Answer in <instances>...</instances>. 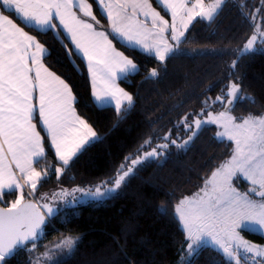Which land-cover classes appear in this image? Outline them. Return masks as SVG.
<instances>
[{
    "label": "snow or ice",
    "instance_id": "6c2138e0",
    "mask_svg": "<svg viewBox=\"0 0 264 264\" xmlns=\"http://www.w3.org/2000/svg\"><path fill=\"white\" fill-rule=\"evenodd\" d=\"M155 3L164 15L153 7V0H0V264H10L19 251L26 254V264H64V258L75 256L81 237L61 233L40 251L46 227L59 231L54 219L67 226L78 215L79 205L114 197L144 167L163 162L170 147L187 151L212 125L218 129L217 140L232 142L230 155L197 192L178 198L168 194L175 203L160 205L156 213L182 229V262L212 245L223 264H264V244L241 235L248 231L264 238V111L234 114L240 103L256 104L243 89L238 69L244 56L264 51V0L252 7L249 0ZM230 4L250 35L232 50L234 59L226 65L220 93L206 98L199 112L174 123L176 132L183 129L186 138H173L172 129L163 136L154 131L98 181L64 186L65 179L74 184L75 177L69 174L76 163L107 136L78 111L70 78L44 62L51 53L41 37L53 33L73 69L78 67L74 57L86 61L90 97L98 110L114 111L113 131L136 106L135 95L118 81L130 83L129 77L142 71L135 58L118 50L113 41L155 61L157 66L147 69L145 80H157L166 72L167 61L192 54L184 45L194 22L211 26ZM226 53L199 50L201 55ZM52 176L56 188L40 193L38 186ZM241 180L248 184L244 191L239 188Z\"/></svg>",
    "mask_w": 264,
    "mask_h": 264
},
{
    "label": "trees",
    "instance_id": "16d2710c",
    "mask_svg": "<svg viewBox=\"0 0 264 264\" xmlns=\"http://www.w3.org/2000/svg\"><path fill=\"white\" fill-rule=\"evenodd\" d=\"M258 3L259 0H249V7L258 6ZM153 4L161 11L155 0ZM97 16L100 18L98 13ZM247 35H250L247 23L230 4L211 26L206 22H194L189 43L184 45L192 54L167 61L166 72L157 80H145L147 69L157 66L155 61L138 50L126 51L114 40L120 51L135 58L142 71L130 76V83L119 81L121 87L135 95L136 106L113 131L110 129L115 123L114 111L110 108L98 110L92 102L85 61L74 57L78 67L73 69L54 34L42 36L51 53L44 62L57 74L70 78L79 100L78 111L89 118L101 135L107 136L104 143L89 148L76 163L69 174L75 177L74 184L65 179L64 186L98 181L154 131L163 136L172 129L173 137L185 136L183 129L176 132L174 123L187 113L199 112L206 98L214 99L220 93L222 81L226 83V65L234 59L232 50L242 46ZM205 49H226L227 53L199 54V50ZM240 65L242 87L246 94L255 97L256 104L240 103L234 114L264 111V51L244 56ZM214 107L220 109L219 105ZM216 131L215 126L207 127L187 151L170 150L163 162H152L144 167L139 177L133 178L123 191L105 202L89 201L79 205L78 215L67 226L54 219L52 223L59 231L47 226L39 250L63 233L81 237L75 256L64 258V264H223L221 254L211 246H204L197 257L182 262V229L156 213L160 205L175 203L168 194L174 193L177 198L192 194L211 171L228 158L232 142L217 140ZM243 184L247 185V182ZM53 188H56L55 176L39 186L38 191L44 193ZM71 212L66 209L68 215ZM243 234L253 242L264 244L259 233L244 231ZM26 260V254L19 251L10 264H26Z\"/></svg>",
    "mask_w": 264,
    "mask_h": 264
},
{
    "label": "rangeland",
    "instance_id": "374dc122",
    "mask_svg": "<svg viewBox=\"0 0 264 264\" xmlns=\"http://www.w3.org/2000/svg\"><path fill=\"white\" fill-rule=\"evenodd\" d=\"M153 7H155L154 6V4H153ZM157 8V7H156ZM157 11H160V9H158L157 8ZM161 14L162 15H164L162 12H161ZM166 18H168V17H166ZM186 51H188V50H186ZM119 83V82H118ZM120 84V83H119ZM121 86V85H120ZM214 107V106H213ZM215 108V107H214ZM215 110H220V109H216L215 108ZM212 126H215V125H212ZM216 127V126H215ZM218 130V129H217ZM181 138H186V136H182L181 134H178ZM173 138H176V137H173ZM175 147L174 146H172V147H170V149H169V151L170 150H172V149H174ZM168 154V153H167ZM245 181H243V180H241L240 182H239V188H240V190L241 191H244V190H246V188L248 187V184L247 185H244L243 183H244ZM204 184V183H203ZM203 184L200 186V187H202L203 186ZM200 187H198L193 193H195V192H197L199 189H200ZM38 188H39V186H38ZM53 189H55V188H53ZM53 189H51V190H53ZM51 190H48V191H45V192H49V191H51ZM192 193V194H193ZM191 195V194H190ZM15 197H7V199L8 200H11V199H14ZM241 235L244 237V239L245 240H248V241H251V240H249L244 234H243V232L241 233ZM61 238V236L60 237H58V238H55V240L54 241H56V240H58V239H60ZM53 241V242H54ZM252 243H255V244H262V243H256V242H253V241H251ZM206 246H211V247H214V246H212V245H206ZM215 248V247H214ZM216 249V248H215ZM44 250V249H43ZM42 250V251H43Z\"/></svg>",
    "mask_w": 264,
    "mask_h": 264
},
{
    "label": "crops",
    "instance_id": "0c3cea01",
    "mask_svg": "<svg viewBox=\"0 0 264 264\" xmlns=\"http://www.w3.org/2000/svg\"><path fill=\"white\" fill-rule=\"evenodd\" d=\"M103 22V21H102ZM106 26V25H105ZM113 43H114V41H113ZM115 44V43H114ZM119 50V49H118ZM85 63H86V61H85ZM119 82V81H118Z\"/></svg>",
    "mask_w": 264,
    "mask_h": 264
}]
</instances>
